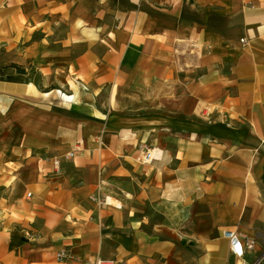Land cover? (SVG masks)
<instances>
[{
  "label": "crops",
  "instance_id": "obj_1",
  "mask_svg": "<svg viewBox=\"0 0 264 264\" xmlns=\"http://www.w3.org/2000/svg\"><path fill=\"white\" fill-rule=\"evenodd\" d=\"M10 63L0 264H229L224 229L259 252L264 0H0Z\"/></svg>",
  "mask_w": 264,
  "mask_h": 264
},
{
  "label": "built area",
  "instance_id": "obj_2",
  "mask_svg": "<svg viewBox=\"0 0 264 264\" xmlns=\"http://www.w3.org/2000/svg\"><path fill=\"white\" fill-rule=\"evenodd\" d=\"M241 43H244V39H240ZM160 154V151L156 148H144L140 150V154L137 156L136 161L140 163H149L152 160H155ZM73 152L70 151L66 153L65 157H72ZM53 165L58 166V159L53 160ZM108 196L98 194L91 196L96 205L99 207L102 206H113L117 207V204L109 203L107 200ZM222 237H224L228 242L229 254L231 256L232 263L229 264H264V244L261 246L259 252L254 255L251 259L247 258V255L253 251L255 240L250 237H245L241 233L224 229L221 232ZM54 257L58 263H63L68 259H72V256L65 249H60L55 252ZM80 264H124L122 261L112 260V259H103L100 257H93L91 259H86Z\"/></svg>",
  "mask_w": 264,
  "mask_h": 264
},
{
  "label": "rangeland",
  "instance_id": "obj_3",
  "mask_svg": "<svg viewBox=\"0 0 264 264\" xmlns=\"http://www.w3.org/2000/svg\"><path fill=\"white\" fill-rule=\"evenodd\" d=\"M8 65V64H7ZM7 65H2L0 66V77H5L6 75H9L10 73H13V70L10 67H6ZM4 67V68H1ZM14 75H16V73H13ZM11 75V74H10ZM18 78H32V73L29 70L28 73L26 75H21L18 74L17 76ZM4 196V193L2 191H0V198ZM1 219H2V215L0 214V224H1Z\"/></svg>",
  "mask_w": 264,
  "mask_h": 264
},
{
  "label": "trees",
  "instance_id": "obj_4",
  "mask_svg": "<svg viewBox=\"0 0 264 264\" xmlns=\"http://www.w3.org/2000/svg\"><path fill=\"white\" fill-rule=\"evenodd\" d=\"M6 67L14 68L16 75H6L5 77H2V80H6V81H16V80L19 79L17 77L18 74H24L25 73L24 68L20 67L17 64H14V63H10ZM1 68H4V67H1Z\"/></svg>",
  "mask_w": 264,
  "mask_h": 264
},
{
  "label": "bare ground",
  "instance_id": "obj_5",
  "mask_svg": "<svg viewBox=\"0 0 264 264\" xmlns=\"http://www.w3.org/2000/svg\"><path fill=\"white\" fill-rule=\"evenodd\" d=\"M107 200H108L109 203L117 204L116 201L114 199H112L111 197H109V196H108Z\"/></svg>",
  "mask_w": 264,
  "mask_h": 264
}]
</instances>
